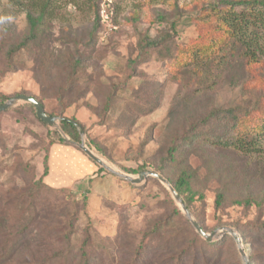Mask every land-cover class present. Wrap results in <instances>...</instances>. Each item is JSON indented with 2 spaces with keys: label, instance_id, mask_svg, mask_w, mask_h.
I'll return each instance as SVG.
<instances>
[{
  "label": "rangeland",
  "instance_id": "1",
  "mask_svg": "<svg viewBox=\"0 0 264 264\" xmlns=\"http://www.w3.org/2000/svg\"><path fill=\"white\" fill-rule=\"evenodd\" d=\"M94 3L100 4V22L91 39L88 33L95 27ZM199 3L198 0L60 1L61 16L48 22L46 28L50 40H45L43 49L49 48L55 56H64L75 47L70 41L72 36L81 35L84 44L79 48L85 58L75 86L72 90H63L66 67L56 64L48 74L46 63L37 58L35 47L32 51L19 50L13 57L16 70L11 68L6 53L11 43L26 34L28 22L26 13L18 6L11 5L9 0H0V93L8 97L3 103L18 94L31 95L42 99L46 112L57 117L54 124L42 121L37 117L36 109L25 100H18L0 111V264L38 263L45 256H51L53 247L65 244L64 235L69 231L68 214L76 196L69 195L68 191L86 194L87 205L83 208L80 203L71 242L75 253L67 264H82L76 251L87 237L91 264H125L136 245L143 241L144 233L169 215L172 204L167 194L189 220L167 184L152 175L132 183L89 157L80 148L82 142L119 173L138 177L141 171L152 170L168 179L173 187L172 179L185 163L192 170L197 169V182L203 188L204 197L199 198L197 194V199L189 204L180 196L184 206L193 219L204 223L207 233L219 232V237L215 236L213 241L223 240L224 236L220 235L223 227L236 231L249 258L252 244L245 242L243 231L236 223L254 217L256 210L246 214L244 207L236 204L234 199L257 192L255 184L241 176L243 178L227 193L223 205L217 207V189L224 187V178L208 171L203 148L187 151L185 157H181L184 164L170 165L171 179L156 166L163 164L168 145L166 138L162 141V134L170 129L171 123L172 126L181 124L186 117L206 111L204 105L210 110L243 99H255L264 92V60L249 68L250 73L245 78L235 74L236 81L232 79L230 84L212 87L202 100L195 101L191 94V101L178 108L181 112L173 121L171 108L180 89L177 80L173 79V73H178L174 62L160 58L155 51L146 60L130 62L139 55L140 37L146 33L156 36L162 29H168L172 34V22H176L174 36L178 44L183 46L199 40L207 30L196 20ZM162 16L167 20H161ZM64 29L72 35L63 36ZM179 76L185 74L180 72ZM211 79L201 82V86L211 83ZM156 82L160 83L161 90L154 87ZM236 82L238 85L231 84ZM153 87V97L156 94L160 97L159 106L142 114L136 99ZM60 114L84 124L80 141H73L63 131ZM59 137L67 140L60 143ZM147 138L149 140L143 145ZM50 139L56 142L50 144ZM231 152L214 151L217 160L225 163L227 156H221ZM46 154L48 173L43 174ZM240 159V164L244 165L241 168L248 171V176L252 172H264V154L262 158ZM143 164L145 167L140 169ZM41 176L49 187L67 191L52 193L42 189L36 200L37 192L33 193L36 206L31 210L19 196L27 195ZM28 215L30 219L25 220ZM13 225L20 228L27 225L25 236L20 238L19 228L15 230ZM157 241L144 240L148 245H157ZM7 243L10 249L5 250ZM234 245L241 264H244L236 242ZM218 250L224 262L235 264L232 249L221 247ZM249 261L262 264L257 260L252 262L250 258Z\"/></svg>",
  "mask_w": 264,
  "mask_h": 264
},
{
  "label": "trees",
  "instance_id": "2",
  "mask_svg": "<svg viewBox=\"0 0 264 264\" xmlns=\"http://www.w3.org/2000/svg\"><path fill=\"white\" fill-rule=\"evenodd\" d=\"M60 1L62 0H9L11 5L18 6L19 10L26 13L28 26L26 34L22 35L17 42L14 41L15 43L10 44L6 58L11 68L13 66L12 69L16 70L13 65L14 55L21 49L32 51L35 47L37 58L46 63L48 74L52 73L50 70L56 64L66 67L63 90H72L78 79V71L85 59L79 48L84 44L81 41V35L72 36L70 41L75 47L64 56H55L49 48L43 49L45 40H50L46 28L48 22L50 23V21L61 16L63 7L59 4ZM198 1H200L201 6L196 20L198 23H203L204 27L207 28L199 40L183 46L178 44L174 36L176 22H172V34L168 29H162L156 36L146 33L140 37L138 41L139 55L130 61L134 63L139 62L140 59L146 60L150 57V53L155 51L160 58L170 59L174 62L178 73H173V79L174 81L177 80L180 89L175 95L171 108V121L178 116V112H181V109L178 110V108L181 105L187 106L191 101V94L194 95L195 101L202 100L213 89L212 87L230 84L232 79L236 81L235 74H242L245 78L250 73L249 68L261 64V61L264 60V0ZM92 5L94 9L96 7V11L93 23L95 27L88 33L91 39H93L95 29L100 22V4L95 5L94 3ZM176 7L180 8L177 4ZM134 19L136 18L134 17ZM160 19L167 20V17L162 16ZM63 32L65 37L72 35L66 29ZM180 72H183L185 76H179ZM211 75L212 77H209ZM209 79L212 80L211 83L201 86V82ZM231 84L238 85L237 82ZM154 87L160 89V83L156 82ZM154 87L136 99L142 107L141 110L143 111H140L142 114L150 113L159 106L160 97L157 94L156 97H153L155 95ZM7 98L6 95L0 93V104H3ZM38 100L44 106V101ZM27 104L35 109L33 104L29 102ZM204 107L206 111L196 116L186 117L181 124L172 126L171 123L170 129L163 131L162 141L166 138L165 144L168 145V148L165 149L166 155L163 158V164L157 165L156 168L164 170L171 179L173 175L170 174V165L184 164L185 162L181 160V157L183 159L187 151H191L194 147L196 150L203 148L205 166L208 171L224 178L222 179L224 187L217 189V207L223 205L227 193L237 184L238 180L245 177V181L255 184V187L258 188L257 192L242 197L238 196L234 199L236 204L244 207L246 214L251 210H256L254 217L248 218L244 223L237 222L236 226L243 231L242 235L245 242L252 244L253 249L249 255L251 261L257 260L264 264V172H252L248 176V171L243 170L241 165H244L240 164V158L244 160L249 157L262 158L264 154V92L255 99H243L233 104L211 107L210 110L207 105ZM60 123L63 131L73 141L81 140V131L85 128L83 123L76 118L71 119L65 116H62ZM150 136L147 137L150 138ZM149 138L145 143L143 142V145L147 143ZM58 141L64 143L65 139L59 137ZM55 142L56 140L50 139V144ZM218 149L232 151L221 156H227L228 161L226 163L217 160L214 151ZM47 160L48 155L46 154L43 174L48 173ZM145 165L143 164L140 169H143ZM198 176V170H192L188 167V163H185L178 171V175L172 179L178 194L189 204L197 199V194L199 198L204 197L203 188L199 187L197 182ZM42 189H47L48 192L52 193L67 191L64 188L49 187L44 183L43 176H41L35 181L34 188L30 189L27 195L23 194L19 197L24 199L23 203H26L28 208L35 210V200L39 193H42ZM35 192L37 193L34 200L33 193ZM68 192L69 195L76 196L72 199V211L68 214L69 231L67 235H64L65 244L59 248L53 247L50 257L45 256L41 262L31 264H55L54 260L67 264L75 253L74 249L71 248L75 232L74 226L79 214L80 203L82 202L83 208L87 205V195ZM167 196L172 204L169 215L164 220L156 222L149 232L144 233L143 241L136 245L134 253L131 254L125 264H156L157 261V264H228L220 257L218 249L221 247L228 250L232 249L235 264H241L232 236L223 235L224 238L221 242L205 240L182 214L169 194ZM26 219H30L29 215L25 217ZM198 223L204 230H207L202 221L199 220ZM13 228L15 230L19 228L20 238L25 236L28 230L27 225L23 228L13 225ZM148 238L158 240L157 245L145 243L144 240ZM9 246L7 243L4 247L5 250L10 249ZM88 246L89 238L87 237L83 240L80 249L76 251V255L82 260V264H91ZM17 249L15 248V250ZM153 250L155 252L152 257Z\"/></svg>",
  "mask_w": 264,
  "mask_h": 264
},
{
  "label": "water",
  "instance_id": "3",
  "mask_svg": "<svg viewBox=\"0 0 264 264\" xmlns=\"http://www.w3.org/2000/svg\"><path fill=\"white\" fill-rule=\"evenodd\" d=\"M18 100H25L31 104L34 105L35 109H36V115L39 119H41L42 121L48 123V124H54L56 122L57 117L50 115L46 112L45 107L43 106V104L36 99L33 96L30 95H26V94H18L16 96H14L12 99H9L8 101H6L3 104H0V111L1 110H5L8 107H10L12 104H14L16 101ZM82 133V132H81ZM65 140H67L66 137H64ZM80 148L87 153V155H89V157H91L92 159H94L97 163H99L102 167L107 168L108 170L114 172L115 174H118L119 176L125 177L126 179H128L130 182L132 183H136V182H140L141 180H143L146 176L152 175L155 176L156 178H158L160 181L164 182L165 184H167L169 186V189L173 195V197L175 198L176 201H178L179 203H181V205L183 206V211L185 212V215L189 218V220L191 221L192 225L194 226V228L196 229V231L202 236L204 237L207 241H213L215 236L219 235V232L217 231H213L211 233H207L200 225L199 223L193 219L190 215V212L188 211V209L184 206L183 200L181 199L180 195L178 194V192L176 191V189L170 184V182L168 181V179H166L163 175H161L158 172L152 171V170H147V171H141L139 173L138 177H132L128 174H123V173H119L116 170H114L113 168H111L109 165H107L100 157H98L86 144L85 142H82L80 144ZM224 231H222V233H220V235H225L226 233H229L233 236V238L235 239V242L237 244L238 250L241 254V257L243 259L244 264H251L249 261V258L246 254V251L244 250L243 244H242V240L240 238V236L237 234L236 231H234L233 229L230 228H225L223 227ZM219 237V236H218Z\"/></svg>",
  "mask_w": 264,
  "mask_h": 264
},
{
  "label": "bare ground",
  "instance_id": "4",
  "mask_svg": "<svg viewBox=\"0 0 264 264\" xmlns=\"http://www.w3.org/2000/svg\"><path fill=\"white\" fill-rule=\"evenodd\" d=\"M106 162V161H105ZM108 165H110V164H108Z\"/></svg>",
  "mask_w": 264,
  "mask_h": 264
}]
</instances>
